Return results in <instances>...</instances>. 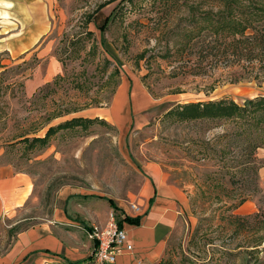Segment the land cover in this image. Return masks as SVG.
<instances>
[{
    "label": "rangeland",
    "instance_id": "1",
    "mask_svg": "<svg viewBox=\"0 0 264 264\" xmlns=\"http://www.w3.org/2000/svg\"><path fill=\"white\" fill-rule=\"evenodd\" d=\"M5 1L13 3L0 31L18 24L23 34L36 22V49L55 56L60 70L27 95L25 81L43 76L45 61L36 53L0 56V165L32 181L25 205L0 215V264H75L25 256L20 234L48 224L68 235L76 227L55 218L61 210L86 228L102 226L111 213L117 220L140 214L143 183L154 174L157 192L173 200L177 218L158 259L146 264H264V148L246 164L259 167L253 180L242 169L248 157L235 120L177 113L189 102L242 105L264 95V71L199 67L189 54L197 45L186 48L227 32L263 7L262 0ZM239 73L247 77L228 81ZM124 86L128 106L120 125L107 111ZM50 127L56 130L45 142L31 141ZM85 240L79 264H100L87 234Z\"/></svg>",
    "mask_w": 264,
    "mask_h": 264
},
{
    "label": "crops",
    "instance_id": "2",
    "mask_svg": "<svg viewBox=\"0 0 264 264\" xmlns=\"http://www.w3.org/2000/svg\"><path fill=\"white\" fill-rule=\"evenodd\" d=\"M5 3L13 2L5 1ZM6 11L9 12L10 10L0 6V12ZM11 18L9 17V20ZM4 19V17H0V22ZM10 21L19 23L16 19ZM2 27L3 23H0V29ZM0 35V56L3 53L8 56L16 53L18 55L23 54L24 58H26V56L36 53L42 59V62L45 61L43 76H35V78L25 81V92L27 95H31L39 85L59 72L60 63L55 56L47 55L46 51L41 47L36 49V44L38 43V24L36 22L29 23L23 34L21 25L18 26L17 24L16 26L15 24V27H8L3 32L0 31ZM3 62L4 59L0 58V64H3ZM3 69V67H0V71ZM34 74H36V71H34ZM43 77H45V80ZM127 95L128 93H126V87L124 86L123 90L119 92L117 101L113 103V107L108 108V117L116 124L124 125L126 122V116L123 117V114H127L124 113L126 106H128L124 102L127 100ZM146 179L143 183L144 201H138L143 211L140 214L129 215L132 217L139 216V222L137 224L123 223L128 239L133 245V250L118 255L116 260L109 264H135L137 260L150 263L158 259L164 248L167 233L175 224L177 210L173 200L159 195L157 184L155 183V174L147 176ZM31 193L32 181L27 174L15 172L8 165H0V215L2 213L13 215L25 205ZM90 216L94 219L96 218L93 213ZM55 218L59 220L64 218L71 222L68 223L71 224L68 226L76 228H73L68 235L52 230V227L48 224L31 228L20 234L18 249L25 256L42 253L51 257H59L61 260H69L75 264L81 263L85 259L86 234L89 237L88 233L92 225L86 228L85 225L81 224L83 219L66 216L63 210L57 212ZM88 242H91L93 249L94 240L89 237Z\"/></svg>",
    "mask_w": 264,
    "mask_h": 264
},
{
    "label": "trees",
    "instance_id": "3",
    "mask_svg": "<svg viewBox=\"0 0 264 264\" xmlns=\"http://www.w3.org/2000/svg\"><path fill=\"white\" fill-rule=\"evenodd\" d=\"M262 2L263 7L254 10L255 13L251 15L239 18L236 24L233 23V26L227 27V32H212L206 41L198 40L195 41L196 43H188L186 45L187 49H192L193 45H197L195 52H189V54L195 56L197 65L201 67L205 62V65L207 64L209 68L218 67L219 65L230 68L235 67V70L236 68L244 70L243 74H246L247 69L264 71V0ZM198 37L200 36L198 35ZM194 74H197V71ZM246 77L239 73L228 81L237 83ZM177 113L181 119L235 120V124L237 127L239 126V131H235V135L239 139L243 138L242 142L245 143L243 156L248 157V161L242 169L245 172H252L254 174L253 180L259 179V167H250L246 164L257 159L255 151L258 148H264V95L247 99L242 105L232 99L189 102L179 106ZM61 126V124H58L57 127ZM54 130H56V127H50L43 137H34L31 141L45 142L48 135ZM244 199L245 197L240 201H244ZM108 200L110 206L115 208L111 199ZM260 201H264V194L260 197ZM257 214L259 213H256L255 216ZM261 216L264 219V214ZM139 218V216L125 215L118 220V225L123 226L124 222L137 224ZM259 219L260 223L263 222L261 218Z\"/></svg>",
    "mask_w": 264,
    "mask_h": 264
},
{
    "label": "built area",
    "instance_id": "4",
    "mask_svg": "<svg viewBox=\"0 0 264 264\" xmlns=\"http://www.w3.org/2000/svg\"><path fill=\"white\" fill-rule=\"evenodd\" d=\"M131 206L135 211L139 212L140 208L138 206L134 204ZM88 234L95 242L91 256L94 261L100 264L113 263L118 255L133 250V245L128 239L127 231L123 226L118 225V220L112 213L102 226L93 224ZM135 264L146 263L137 260Z\"/></svg>",
    "mask_w": 264,
    "mask_h": 264
},
{
    "label": "clouds",
    "instance_id": "5",
    "mask_svg": "<svg viewBox=\"0 0 264 264\" xmlns=\"http://www.w3.org/2000/svg\"><path fill=\"white\" fill-rule=\"evenodd\" d=\"M0 5H2L5 8H11L12 4L11 3H5V0H0ZM7 12H0V17H4L5 19L8 17Z\"/></svg>",
    "mask_w": 264,
    "mask_h": 264
}]
</instances>
